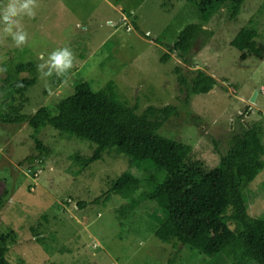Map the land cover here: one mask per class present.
Instances as JSON below:
<instances>
[{
  "label": "rangeland",
  "instance_id": "1",
  "mask_svg": "<svg viewBox=\"0 0 264 264\" xmlns=\"http://www.w3.org/2000/svg\"><path fill=\"white\" fill-rule=\"evenodd\" d=\"M5 3L0 0V5ZM37 4L36 16L21 21L28 34L25 45L16 48L10 37L0 39V67L20 62L37 67L41 54L46 60L50 52L63 47L70 48L75 60L67 85L54 87L51 77L37 71L22 113L31 115L41 106L55 105L73 93L78 80L88 82L94 91L112 81L119 99L134 106L137 114L148 106L177 107V116L167 120L160 133L192 145L208 168L217 166L218 151L224 152L231 136L246 126L259 125L264 146V0H246L234 19L219 5L202 24L207 33L195 42L191 64L169 53L180 31L201 23L199 11L187 0H37ZM250 20L257 28L261 55L241 59L230 41ZM163 54L170 57L161 61ZM175 67L181 73L201 69L216 85L183 106ZM6 75L0 73V83ZM20 77L30 73L24 71ZM31 131L26 124L0 123V232L15 237L6 253L10 264L19 260L25 264H170L175 252L172 264H202L204 257L197 252L164 244L154 236L157 220L147 216L145 206L120 216L119 208L127 203L124 196L110 195L92 203L122 174L142 178L151 169L129 167L126 156L111 150L77 174L71 156H90L95 146L59 137L51 127L39 134L49 154L20 165L31 154H39ZM243 194L249 216L264 219V168ZM79 202L84 205L78 207Z\"/></svg>",
  "mask_w": 264,
  "mask_h": 264
},
{
  "label": "trees",
  "instance_id": "2",
  "mask_svg": "<svg viewBox=\"0 0 264 264\" xmlns=\"http://www.w3.org/2000/svg\"><path fill=\"white\" fill-rule=\"evenodd\" d=\"M245 1L187 0L199 11L201 23L189 24L180 31L169 53L191 64L192 48L206 35L202 24L209 20L211 13L223 5L234 19ZM131 21L135 26V20ZM257 37V28L250 20L230 41V47L240 52L241 59L250 55L260 57ZM169 57L163 54L161 61ZM6 67L7 75L0 83V123L26 124L32 130L29 134L39 153L31 154L19 162L20 165L41 161L49 154V146L39 137L46 127L57 131L59 137L95 146L90 156L82 157L77 153L71 156L77 174L101 160L105 152L114 150L126 156L129 167L149 168L151 172L142 178L122 174L108 183L107 191L92 203L105 201L110 195L124 196L127 203L119 208L120 216L143 209L140 205L145 206L147 216L157 220L154 236L164 244L197 252L206 258H202V264H264V219L249 216L243 194L264 168L259 125L252 124L234 133L228 148L222 153L218 151L217 166L208 168L205 160L195 155L192 145L160 133L162 125L177 116V107L148 106L137 114L134 106L119 99L112 81L94 91L88 82L78 80L71 95L28 115L22 111L28 101L26 93L36 83L37 67L33 62L14 66L9 63ZM24 71H28L30 77L21 78ZM175 73L183 94V106L190 104L192 96L207 94L216 85V80L201 69L181 73L180 68L175 67ZM51 81L54 87L61 84V79L55 75ZM83 205V202L77 203L78 207ZM15 242L12 233L0 232V264H10L6 253L8 246ZM177 255L175 252L168 262L172 264ZM19 264L25 263L19 260Z\"/></svg>",
  "mask_w": 264,
  "mask_h": 264
},
{
  "label": "clouds",
  "instance_id": "3",
  "mask_svg": "<svg viewBox=\"0 0 264 264\" xmlns=\"http://www.w3.org/2000/svg\"><path fill=\"white\" fill-rule=\"evenodd\" d=\"M38 7L37 0H7V3L0 5V39L11 38L13 46L21 48L27 43L28 34L24 30L21 21L24 17L34 18L35 9ZM112 24V21H107ZM39 59L42 63L37 65V71L45 78L56 76L61 79V84L67 85L70 77V70L74 67L75 57L68 47L57 48L48 54L45 60L43 54ZM47 67V71H43ZM7 72V67H0V73ZM50 93L51 90L49 89Z\"/></svg>",
  "mask_w": 264,
  "mask_h": 264
},
{
  "label": "water",
  "instance_id": "4",
  "mask_svg": "<svg viewBox=\"0 0 264 264\" xmlns=\"http://www.w3.org/2000/svg\"><path fill=\"white\" fill-rule=\"evenodd\" d=\"M256 95H257V92L255 91L254 94H253V97L251 99L252 101L255 99Z\"/></svg>",
  "mask_w": 264,
  "mask_h": 264
}]
</instances>
